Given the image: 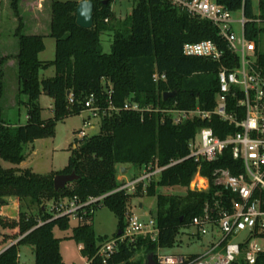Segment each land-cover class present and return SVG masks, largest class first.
<instances>
[{
    "label": "trees",
    "instance_id": "trees-1",
    "mask_svg": "<svg viewBox=\"0 0 264 264\" xmlns=\"http://www.w3.org/2000/svg\"><path fill=\"white\" fill-rule=\"evenodd\" d=\"M19 1L12 0L11 7L20 23L16 32L18 53L15 59L19 94L26 96V100L19 102L27 107L28 120L24 125L11 124L0 114V207L6 204V197L15 196L20 200L17 219L0 216V231L12 230L21 238L0 251V264H20V245L33 246L35 264H64L61 239L55 236L54 229L68 230L72 218H52L46 201L57 202L74 196L86 201L91 196L108 194L103 203L95 207V212H88L78 221L69 237L81 246L86 259L93 258L98 245L111 237L96 234V211L106 206L115 214L118 231L112 236H117L127 224L132 199L144 193L139 187L135 194L126 191L110 194L119 186V166L142 167L155 159L165 165L172 159L184 157L189 153V140L205 126L212 127L222 138L234 131L232 127L226 128V123L217 117L211 122L190 118L174 125L167 116L163 121L161 113L128 111L123 109L124 104L137 102L148 108L176 103L178 108L188 109L199 103L212 108L219 89V64L201 57H187L182 48L187 42L203 40H213L221 48L226 47L210 21L190 16L168 0H132L131 14L122 23H113L114 0H92L95 15L91 29L82 28L76 22L78 1L54 0L50 36L56 40V54L53 61L43 62L39 54L45 49L44 36L20 32L23 18ZM217 1L233 11L244 6L247 17L255 15L254 0ZM1 5L2 0L0 10ZM258 12L264 21V0H258ZM248 29L253 31V37L264 32V28L256 24L249 25ZM104 30L114 33L109 53L104 52L100 42ZM257 43L260 47V38ZM50 66L55 67V76L40 79L41 70ZM155 70L165 73L167 79L154 82ZM110 86L113 104L120 110L101 119L99 134L84 138L76 136L65 168L50 174H37L31 169L2 166L1 160L15 165L25 161V145L53 136L56 124L69 115L80 113L89 95H97L102 106L107 107L105 91ZM168 91H176L177 95L164 101L163 94ZM43 92L53 99L54 117L50 119L42 117L39 98ZM70 98L73 104H70ZM236 164L240 165V162L226 151L216 161L203 162L200 172L209 178L216 168H229L233 174H238L242 168L235 169ZM197 169L198 164L193 159L185 160L164 170L159 180L147 187L146 194L156 197L158 240L139 236L133 242L124 243L107 264H147V257L151 253L156 255L158 247L170 248L175 244L179 233L203 212L206 202L212 203L216 198L227 206L230 199L236 197L214 184L208 191L191 190L189 186ZM72 172L80 179L56 191L55 176ZM177 186L186 188V192L167 194L161 191ZM157 189L160 190L158 193ZM217 192L221 195L215 196ZM140 253L145 254V258L137 259ZM94 264L103 263L100 258H95Z\"/></svg>",
    "mask_w": 264,
    "mask_h": 264
},
{
    "label": "built area",
    "instance_id": "built-area-1",
    "mask_svg": "<svg viewBox=\"0 0 264 264\" xmlns=\"http://www.w3.org/2000/svg\"><path fill=\"white\" fill-rule=\"evenodd\" d=\"M171 5L190 16L208 20L218 30L220 41L225 49L213 40L187 42L182 53L187 57H201L219 64V89L212 108L197 104L193 108L181 109L176 103L165 107L143 108L137 102L127 101L123 109L137 113L157 112L174 125L193 118L208 121L214 117L234 128L225 137L217 135L212 127L205 126L197 131L189 140L188 155L172 159L165 165L158 160L142 167L141 173L129 178H119V186L110 194L126 191L135 194L139 187L146 193L147 187L159 180L164 170L188 159L198 164L189 188L191 190L208 191L211 184L229 190L232 197L229 204L214 198L206 202L203 212L194 217L190 225L196 233L190 238L202 241V250L196 254L156 253L158 264H264V52L260 50L257 40L264 35L259 32L255 37L248 29L251 24L264 28V21L254 8V16L247 17L242 6L237 11L230 10L217 0H168ZM154 82L167 79L165 73L155 70ZM107 107H103L97 95H89L84 102V109L95 117L102 119L120 108L112 101L113 88H106ZM70 104L73 99L70 98ZM85 124L91 126L89 121ZM78 138L86 137L85 129L79 130ZM226 151H230L233 159L240 162L235 169L242 171L233 174L229 168H216L212 177L203 176L200 168L203 162L218 160ZM131 168L134 166H130ZM130 168V169H131ZM130 171V170H129ZM120 174H122L120 172ZM220 192V191H219ZM219 192L215 196L221 195ZM108 194L91 196L82 201L78 196L71 199L51 201L47 208L52 218L70 216L77 221L83 220L87 213L95 212ZM141 207V206H140ZM42 224V223H41ZM150 237L157 241L159 227L153 218L144 220L131 213L125 228L117 236H111L98 245L93 258L86 259L85 264H94L100 258L107 264L124 243L133 242L137 237ZM16 243V242H14Z\"/></svg>",
    "mask_w": 264,
    "mask_h": 264
},
{
    "label": "rangeland",
    "instance_id": "rangeland-1",
    "mask_svg": "<svg viewBox=\"0 0 264 264\" xmlns=\"http://www.w3.org/2000/svg\"><path fill=\"white\" fill-rule=\"evenodd\" d=\"M12 0H2L0 10V114L2 118L11 124L24 125L27 123V107L19 101L26 100L25 95L19 94L18 66L15 59L18 53V38L16 32L20 27L18 18L11 7ZM54 0H20L19 10L23 14V25L21 28L24 34H40L44 36L45 49L39 54V59L43 62H50L55 59L56 40L50 36L51 24V5ZM68 1V0H59ZM78 2L82 0H76ZM132 0H114L112 9L115 14L113 23L125 21L131 14ZM254 6L258 11V0H254ZM39 15L40 27H36L32 20L35 15ZM30 16V17H29ZM31 19V20H30ZM114 33L104 30L100 35V42L106 53L111 51ZM260 50L264 52V35L260 38ZM6 56L8 58H6ZM55 76V67L50 66L40 72V79L52 78ZM39 104L42 107V117L50 119L54 117L52 98L43 92L39 98ZM71 107V105L69 106ZM89 121L91 126L85 124ZM100 117L93 116L88 111H81L78 114H72L59 121L55 127V134L46 138L36 139L34 142L25 145L26 159L19 165L1 160L4 168L31 169L37 174H50L60 171L66 167L72 154V147L76 138V132L85 129L86 136L91 137L100 133ZM128 167V165H122ZM141 170L138 167H132L129 171V177L138 175ZM121 177L120 171L118 179ZM160 190L157 189V193ZM167 194H184L186 188L172 187L161 189ZM51 201H46L47 208L51 206ZM142 204V207L140 205ZM25 207V206H24ZM26 208V207H25ZM135 215L144 220L153 218L156 220V197L148 196L143 193L139 197H134L131 204ZM156 215V217H155ZM78 221L71 220V227L68 230L54 229L55 236L61 239L60 250L63 256L64 264H85L86 258L82 255L79 245L69 239L73 228L77 226ZM4 229H1V231ZM7 230V229H6ZM94 230L99 236H112L118 231V220L115 214L106 206L98 209L94 216ZM194 227L183 229L175 244L170 248L158 247V251L164 253L196 254L202 250V241L197 236L193 239L188 236L190 233H196ZM5 240H15L18 242L21 237L12 235H1ZM19 253L22 256V262L25 264H35V252L31 245H20ZM156 257V256H155ZM136 258H145V254L140 253ZM148 258V257H147ZM156 261V260H155Z\"/></svg>",
    "mask_w": 264,
    "mask_h": 264
},
{
    "label": "water",
    "instance_id": "water-1",
    "mask_svg": "<svg viewBox=\"0 0 264 264\" xmlns=\"http://www.w3.org/2000/svg\"><path fill=\"white\" fill-rule=\"evenodd\" d=\"M76 22L77 24L86 29H91L94 26L95 4L92 0H82L78 3L76 8ZM70 94V93H68ZM177 95L176 91H168L163 94L164 101L174 98ZM131 167L122 166L120 172L126 174ZM80 179V176L75 172L69 174H58L54 178V188L56 191L66 188L73 182ZM142 207V204L140 205ZM156 217V215H155ZM121 231H119V234ZM147 264H156L155 255L151 253L147 258Z\"/></svg>",
    "mask_w": 264,
    "mask_h": 264
},
{
    "label": "crops",
    "instance_id": "crops-1",
    "mask_svg": "<svg viewBox=\"0 0 264 264\" xmlns=\"http://www.w3.org/2000/svg\"><path fill=\"white\" fill-rule=\"evenodd\" d=\"M21 16L24 17L23 14H21ZM30 17V16H29ZM39 15L36 14L35 15V19L36 20H32V22H34V25L36 27H40V19H39ZM31 20V19H30ZM53 101V99H52ZM23 163V162H22ZM122 166H119V171L121 169ZM130 167V166H129ZM121 179L122 178H129V171L126 174H121ZM6 200V204H4L3 206L0 207V216L2 217H6L8 219H17L19 216V212H20V200L18 197L15 196H9L5 198ZM51 204V203H50ZM12 235L14 234V232L12 230H2L0 231V251L2 252L3 250H5L8 246H10L11 244H13L15 242V240H5L3 239V237L1 235ZM81 249V246H79ZM34 249V248H33ZM22 256L19 253V263L20 264H25L22 262Z\"/></svg>",
    "mask_w": 264,
    "mask_h": 264
}]
</instances>
